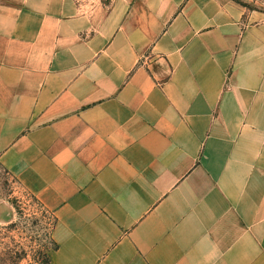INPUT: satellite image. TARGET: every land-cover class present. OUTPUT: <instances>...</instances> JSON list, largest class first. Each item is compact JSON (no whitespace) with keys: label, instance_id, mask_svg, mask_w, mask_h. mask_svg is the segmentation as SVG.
<instances>
[{"label":"crops","instance_id":"1","mask_svg":"<svg viewBox=\"0 0 264 264\" xmlns=\"http://www.w3.org/2000/svg\"><path fill=\"white\" fill-rule=\"evenodd\" d=\"M0 165L51 264H264V0H0Z\"/></svg>","mask_w":264,"mask_h":264},{"label":"rangeland","instance_id":"2","mask_svg":"<svg viewBox=\"0 0 264 264\" xmlns=\"http://www.w3.org/2000/svg\"><path fill=\"white\" fill-rule=\"evenodd\" d=\"M53 215L0 165V264H51Z\"/></svg>","mask_w":264,"mask_h":264}]
</instances>
